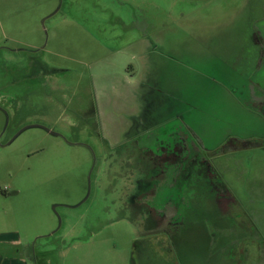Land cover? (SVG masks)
I'll use <instances>...</instances> for the list:
<instances>
[{"label":"rangeland","instance_id":"obj_1","mask_svg":"<svg viewBox=\"0 0 264 264\" xmlns=\"http://www.w3.org/2000/svg\"><path fill=\"white\" fill-rule=\"evenodd\" d=\"M127 132L164 154L193 148L231 219L206 204L196 227L172 218L140 238L115 154ZM141 255L264 264V0H0V264Z\"/></svg>","mask_w":264,"mask_h":264},{"label":"flooded vegetation","instance_id":"obj_2","mask_svg":"<svg viewBox=\"0 0 264 264\" xmlns=\"http://www.w3.org/2000/svg\"><path fill=\"white\" fill-rule=\"evenodd\" d=\"M147 41L151 44L149 46V51L157 48L155 46L156 44L150 38H148ZM147 127L143 129L144 132L142 133L145 134L151 131L150 129L148 130ZM137 134L138 132L129 135L127 132L126 137L119 144V148H116L115 154H117L118 160L120 158L119 164L123 169V173L126 174L125 177L133 179L134 188L129 194L127 201L124 203L123 210L127 211L124 212V214L129 216L130 221L140 226V238L146 239L144 236L150 232H162L165 229V227L162 228V224L172 218L179 220L183 217L185 220L192 221L191 224L196 227L199 220H201L198 213L201 210L206 211V204L207 206L210 204L212 207L211 210L213 211L218 209V212L209 213H218L220 218L231 219L230 217L226 218L224 216L228 214L226 204L222 208L224 212L221 211L219 205L221 202H230L232 199L226 197L224 200H220L216 195H208V192L219 191V189H217L219 185L212 182L213 180L208 179V176H211V168L207 160H201L198 161V163L194 157L192 158L193 148L188 149L189 152L187 153V150L184 151L179 147H171V149H169V154H164L163 152L167 145L160 147H157V145L151 150V141L145 140L143 135L134 137V135ZM148 139L150 138L148 137ZM157 156L160 157V162L166 161L168 166L166 165L162 168L161 166H156L154 157ZM192 173L195 174V177L199 176L202 179L200 180V184L204 185L206 188L203 192L196 191V188H193L190 182ZM171 188L175 189L172 193H170ZM190 189L193 191L191 192ZM162 191L165 194L163 197L161 194ZM198 195H202L203 197V200L200 201L203 206L196 204L195 210L190 212L184 211V213L180 211L184 199L197 203L195 198ZM229 224L233 225V223ZM182 226L184 225L171 226L172 232H169L168 235L179 236V234H182L180 231ZM204 227H201L200 231H202V235L207 237L205 239L203 236L206 241L208 240V243L210 235H207L206 227ZM210 233H212V231ZM158 236H160L159 233ZM159 238V242L163 243L164 239H162L161 236ZM213 238L215 239L216 236L213 235ZM172 240L174 243L177 242L176 237H173ZM168 242L170 243L169 245L173 243L172 241ZM167 245L164 244L162 247L166 249ZM148 250H145L143 256ZM138 251L144 250L139 248ZM142 258V255L139 256L138 260H136V264L148 263L147 261L144 262Z\"/></svg>","mask_w":264,"mask_h":264},{"label":"trees","instance_id":"obj_3","mask_svg":"<svg viewBox=\"0 0 264 264\" xmlns=\"http://www.w3.org/2000/svg\"><path fill=\"white\" fill-rule=\"evenodd\" d=\"M126 216V215H125ZM128 217V219H129V216H127ZM138 242V241H137ZM137 244V243H136Z\"/></svg>","mask_w":264,"mask_h":264}]
</instances>
